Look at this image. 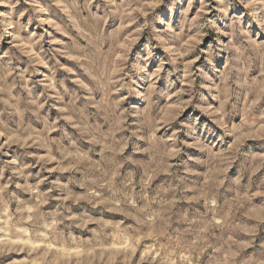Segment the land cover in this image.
<instances>
[{"label":"rangeland","instance_id":"374dc122","mask_svg":"<svg viewBox=\"0 0 264 264\" xmlns=\"http://www.w3.org/2000/svg\"><path fill=\"white\" fill-rule=\"evenodd\" d=\"M0 264H264V0H0Z\"/></svg>","mask_w":264,"mask_h":264},{"label":"bare ground","instance_id":"6f19581e","mask_svg":"<svg viewBox=\"0 0 264 264\" xmlns=\"http://www.w3.org/2000/svg\"><path fill=\"white\" fill-rule=\"evenodd\" d=\"M159 14H160V15H159V19H158L157 21H161L162 16L164 15V11L162 10L161 12H159ZM143 69H144V64H140V70H139V72L137 73V74L139 75L138 78H140V75H141ZM138 86H139V85H137V88H138Z\"/></svg>","mask_w":264,"mask_h":264}]
</instances>
